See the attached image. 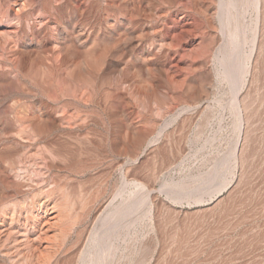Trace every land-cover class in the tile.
<instances>
[{
  "label": "rangeland",
  "instance_id": "obj_1",
  "mask_svg": "<svg viewBox=\"0 0 264 264\" xmlns=\"http://www.w3.org/2000/svg\"><path fill=\"white\" fill-rule=\"evenodd\" d=\"M100 1L104 3V0ZM261 3L262 18H260L257 32L260 45L257 51L255 50L256 53L254 52L255 56L250 60L247 55L252 49L251 39L255 27L254 10L251 6L249 8L237 5L235 15L239 17L238 20H241L238 21L239 32L244 37L241 40L244 43L239 44L237 49H233V58L237 56L242 63L248 61L250 67L245 71L233 70L227 77L221 65H224L222 61H228L224 53H218V58L214 55V51L197 53L201 39L199 30H196V33L193 32L175 52L170 51L162 72L152 68L148 70L149 72L144 70L143 60L140 62L134 58L137 52L135 48H128L127 59L130 62L134 61L142 69L125 66L126 69L124 67L121 74L117 76L112 68L106 67L105 63L103 66L95 65L93 63L95 55L109 44L104 33L106 24L115 26L116 20L117 22L120 20L122 24L125 20L124 15H127L126 11L131 8V5L128 8L109 6L103 11L91 10L81 14L75 13L73 16L65 11L61 13L62 19L88 22L93 26L94 32L91 33L90 41L87 40L82 45L77 44L80 49L78 55L81 56L74 57V60L79 62L73 61L74 66H71L73 68L59 63H56L57 66L54 64L50 66L49 62L47 63L48 60H44L46 63L43 62V65H49V71H47L49 73H46L48 69L43 68L42 63H39L42 60L36 50L22 46L19 48L22 51L25 50L23 52L26 54L22 53L23 56L20 54L21 59L18 63L15 57L13 60V56L7 52L5 42L0 40V45L3 44L0 50H5L0 52V58H2L0 63L3 61L2 73L7 77L5 79L0 73V85L2 84L0 86V122L6 116L10 118L15 115L30 116L32 109L42 103L44 104L43 112H48L47 114L60 113L68 117L75 115L76 118H85L87 122L83 125L79 124V129L76 126L56 133V138L65 141L63 143L59 141L64 147L60 149V156L48 154L49 150H46L43 143L35 144L30 149L19 146L21 152L27 153L31 159L38 161L37 169L41 171L40 173L45 171L41 164L44 161L39 158L41 157L39 154L47 153L46 155L55 161L58 159L61 161L64 159V161H57L63 166V169L57 171L62 190L58 188L52 200L59 202L62 216L61 221L56 224L57 228L53 230L55 231L53 237L45 232L50 238L46 236L43 233L45 229L39 226L34 217L26 218L25 212H22L23 217H20L21 224L11 226L12 222L9 219L10 226L7 225L6 230L2 231L0 227V242L9 235L12 236L10 252L15 260L25 253L32 258L29 264H41V262L42 264H264V0H261ZM26 9L27 7L23 12ZM6 11L0 9V26L6 22L16 21L11 11ZM157 11H155L156 16L166 12L165 9ZM241 15H245L244 18H241ZM241 22L243 25L240 24ZM171 25L170 22L166 24L157 22L155 25L148 23V30L152 33L151 40L155 41V52H160L162 47H166L165 44L169 39H163L161 31L164 28L168 29ZM97 28L101 31L97 32ZM224 28L226 32L223 30L222 33L219 32L218 39L222 43L225 42L223 44L227 46L230 38L229 31L227 27L224 26ZM221 34L225 35L224 41L221 39ZM117 43L108 46L112 45L111 49L118 50L117 47L121 46L122 42ZM114 46L117 49H114ZM30 50L36 52L35 58ZM28 51L30 53H27ZM83 51L86 52L83 53ZM106 54L111 57L110 53ZM119 54L117 51L113 57L114 61L120 59L126 65L123 59L117 57ZM82 55L92 64L88 69L79 67L83 59ZM86 55L88 58L85 57ZM193 60L207 62V67L210 66L207 68L208 73L207 69L200 67V69L196 68L197 71L192 69L191 72L190 69L185 68ZM16 63L18 66L15 65ZM53 67H56V71ZM77 69L82 76L76 72ZM19 71L22 73L19 74ZM106 71L108 73L111 71L110 75ZM80 77L82 81L79 80ZM63 78L64 80L66 78L65 82ZM47 81H51V84L50 82L47 84ZM12 84H16L15 87ZM39 85L41 88L46 86L45 91L48 93L39 88ZM64 86L68 89L62 88ZM116 86L117 90H115ZM141 86L144 87L141 88ZM148 86L152 88L147 92ZM69 87L73 90L71 91ZM61 88L62 91H60ZM77 90H79L78 93ZM107 91L111 94L115 92L111 95ZM88 95H91L89 100ZM50 96L54 97L50 98ZM56 98L60 99L55 101ZM232 100L238 103L233 110ZM8 103L11 104L7 106ZM2 110L5 111L2 112ZM238 116L239 119L243 117L241 131H238ZM93 118H95L94 121ZM113 121L118 124L116 128L112 124ZM57 134H61L62 137ZM90 135L94 137H92L94 140ZM3 144L7 145V141L0 137V150ZM42 144L43 147H40ZM82 145L88 148H83ZM72 147L76 150L74 151ZM80 148L83 151L79 150ZM43 149L46 151L44 152ZM83 162L85 163L82 164ZM135 184L138 186L135 187ZM134 191L137 199L142 200L138 213L136 212L137 218L128 216L120 222L118 228L113 229V233L104 236L99 232L101 236H98L99 234L96 236V230L92 226L94 221L99 219V212L103 209L104 202L117 192H120L121 196L116 198V202L128 201V197ZM70 218L75 222L72 223ZM102 222V219L98 220L96 229L100 228ZM64 234L65 236L67 234L66 238ZM105 248L106 251L108 250L107 253ZM51 249H54L53 253ZM40 251L42 253L38 255ZM93 255L99 257L93 258Z\"/></svg>",
  "mask_w": 264,
  "mask_h": 264
},
{
  "label": "bare ground",
  "instance_id": "obj_2",
  "mask_svg": "<svg viewBox=\"0 0 264 264\" xmlns=\"http://www.w3.org/2000/svg\"><path fill=\"white\" fill-rule=\"evenodd\" d=\"M239 4L244 6V7L251 6L252 9L254 10L253 13H254V26L255 27L253 28L254 32H253V36L251 39L252 49H251V52L247 55V58L250 60L252 57L255 56L254 54L256 53L257 48L260 45V43L258 42L259 38H258L257 32H258V24H259L260 18H262L261 13H262L263 9H262V5H261L262 4L261 0H104V3H101L100 0H0V9H4V11L7 10L9 12L11 11L12 15L14 17H16L15 22L9 23V22L5 21L6 24H3L0 26V40H3L5 42L7 49H8L7 52L10 54V56H13V60L15 57V60L18 63H20L21 56H23L22 53H24L23 51H25V50H23V51L20 50L21 48H19V47L22 46V47H25L28 49L31 47V48H34L36 50V52L40 56L39 58H41V60H42V62L40 61L39 63H42V66H44L43 68L48 69V67H49V65H43L44 63H46L45 62L46 60H48L47 63L49 62L50 66L53 64H54V66H57L56 63H59L61 65L62 64L66 65L67 67H71V66H74L75 62L76 63L79 62V61L77 62L76 60H74V57L76 55L80 54L79 53L80 49L78 48L79 46H77V44L79 43L82 45L83 42L89 40L91 33L94 31H93V26L89 25L88 22H77V21H73V20L62 19V18H60L61 13L65 11L68 14H70L71 16H73L75 13L81 14L84 12L85 13L89 12L91 10L92 11H103L109 6H114V7L120 6L123 8H128L131 5V8H129L128 10L126 9L127 15H124L125 20L122 24L120 23V20L118 21L119 23L116 20L115 26H113L110 23H107L105 29L103 28L105 30V32H104L105 38H107L108 43H109L108 45H110L112 43L118 44L117 42H122V45L121 46L118 45V47H117L118 50L111 49L112 45H111V47H109L107 44L106 45L108 47L106 45L104 47L101 46V47H103V49L99 48L101 51L100 52L98 51L99 53L97 52L98 54L95 55L94 60H93V63L95 65L102 64V66H103V64L105 63L106 67L112 68L113 71L117 74V76L121 74V72L125 66L127 68H134L135 67L136 69L137 68L142 69L141 66L140 67L137 66L134 61L130 62L127 59L128 52H129L128 48H130V49L135 48L136 49L135 51H137V52L134 55V58L136 60H140V62H141V60H143L142 63H143V66L145 68L144 70L148 71V70H151V68H152L153 70L156 69L159 72H162L165 68V60L167 57L170 56V51L174 50V52H175V50L180 48L182 46L181 44L184 43L193 32L196 33L195 31L199 30L201 33L200 34L201 39L199 40V47H198L199 49H198L197 53L201 52V54H204L206 52L208 53V52L214 51L215 52L214 55H216V57H217L218 53H224L226 56L225 58H227L228 61H225V60L222 61L224 63V65L223 64H221V65L223 66L222 69L224 70V75L227 77L229 74H231L233 72V70L243 69L245 71V70H248V68L250 67V64L248 61L245 63H242L239 61V59L237 58L236 55H235L236 57L233 58V56H234L233 55V49L234 48L237 49L239 44L244 43V42H241V40L244 37H242L241 36L242 34L239 32L240 29H239V24H238L239 22L238 21L240 19L238 20L239 17H237L235 15L236 14L235 10L237 11L236 8H237V5H239ZM26 7H27L26 11L23 12ZM160 9H165L166 12L164 11L165 13H162L161 16H156L155 11L160 10ZM240 11H242V9H240ZM160 12H162V11H160ZM246 13H248V11H246ZM237 14H239V13H237ZM244 16H242L241 18H244ZM244 21H242V22H244ZM157 22H160V24H166L167 22H170L172 24L171 26H169L171 28H169V27H168V29L164 28L161 31V37L163 39L168 38L169 40H167L168 43L165 44L166 47H162L160 52L154 51L155 41L151 40V37H152L151 34L152 33L148 30V23L155 25V23H157ZM242 22L240 24H242ZM224 26L227 27L228 28L227 31H229L228 33H229L230 38L228 39L229 45H227L229 48H227V46H225V44H223L225 42L222 43L218 39L219 38V36H218L219 32L222 33ZM241 27L242 26H240V28ZM224 29H226V28H224ZM96 31L99 32L101 30H100V28H97ZM224 32H226V31H224ZM241 32H242V30H241ZM223 36H225V35L223 34ZM223 36L221 34L222 40L224 38ZM4 42H2V43H4ZM26 42H28V43L26 44ZM93 44H94V42H93ZM2 45H0V47H3ZM95 45H97V44L95 43ZM88 46H90V45H88ZM93 48H94V45H93ZM117 48L115 47L114 49H117ZM88 50H90V49L88 48ZM209 50H211V51H209ZM2 51H5V50L3 49ZM2 51L0 50V52H2ZM117 51H118V54H119V51H121L117 57H120L121 59H123V61L126 63V65L123 64L122 60H120V59L119 60L115 59L116 61H114L113 57L116 55ZM31 52L34 53V55L31 54L34 57L36 55V52L35 51L34 52L31 51ZM81 52H82V50H81ZM85 52L83 51V53H85ZM107 52L110 53L111 57L107 56V54H106ZM3 53H5V52H3ZM27 53H30V52L28 51ZM20 54H21V56H20ZM24 54H26V52ZM1 55H2V53H1ZM84 55H82L83 59L82 58H81L82 60L80 59L81 61H80L79 67H81L82 69L83 68L88 69L89 66L91 67L92 64L89 60L84 58ZM32 56H31V58H32ZM78 56L80 58L81 55H78ZM87 56L88 55H86L85 57H87ZM25 57H26V55H25ZM25 57H24V59H25ZM6 58H8V56H6ZM208 58H209V56H208ZM222 58H223V56H222ZM0 59H2V58H0ZM36 59H37V57H36ZM36 59H35V61H36ZM202 59H204V57H202ZM30 60H32V59H30ZM217 60H219V59H217ZM5 61L6 60L4 59V62ZM73 61H74V63H73ZM198 61L197 60L196 61L193 60V62L190 61L185 66V68L190 69V72H191L192 69H195V70H196V68L197 69H200V68L201 69L202 68L207 69L210 67V66L207 67L208 63L204 62V61H206V59L204 61L202 60V62H198ZM207 61H209V60H207ZM1 63H0V73H2L4 71ZM36 63H37V61H36ZM10 65H8V66H10ZM15 65L18 66L17 63ZM37 66H38V63H37ZM75 66H76V64H75ZM4 67H7V66H4ZM11 67H13V66H11ZM58 67H57V69H58ZM126 67H125V69H126ZM71 68H73V67H71ZM77 68H78V66H77ZM13 69H15V68H13ZM78 69L76 72H79ZM108 70H110V69H108ZM12 71H14V70H12ZM21 71H19V74L22 73ZM43 71H44V69H43ZM47 71H49V69L45 71L46 73H49ZM55 71H56V69H55ZM87 71H86V73L89 72V71L88 72ZM51 72H52V70H51ZM82 72H85V71H82ZM106 72L108 73V71H106ZM206 72L208 73V69ZM109 73H111V71ZM53 74H55V72ZM81 74L82 73H80V76H82ZM108 74H106V75L108 76ZM49 75H51V74H49ZM3 76L5 79H7V77L4 74H3ZM20 77L21 76H19V78ZM56 77H58V75H56ZM60 77H63V76H60ZM93 77H94V75H93ZM96 78H97V76H96ZM113 78H115V77H113ZM52 80H54V79L52 78ZM63 80H64V78H63ZM65 80H66V78H65ZM65 80H64V82H65ZM79 80L82 81L81 77ZM49 82L51 84V81H49ZM49 82L47 84H49ZM44 84H45V81H44ZM44 84L42 85L43 87H44ZM156 84H157V82H156ZM7 85L9 88V84H7ZM10 85H11V83H10ZM14 85H16V84H12L13 87H15ZM122 85L124 86V84H122ZM53 86H54V83H53ZM56 86H57V84H56ZM13 87H11V88H13ZM143 87L141 86V88H143ZM39 88H41L40 85H39ZM45 88H46V86H45ZM45 88H41V89L42 90L44 89L43 91L46 92ZM53 88L55 89V87H53ZM62 88H64V89L66 88V90L68 89L65 86ZM62 88L60 91H62ZM151 88L149 86L146 87L147 92L151 91ZM117 89H118V87L116 86L115 90H117ZM6 90H7V88H6ZM42 90H41V92H42ZM55 90H58V89H55ZM72 90L73 89H71V91ZM93 90H95V89H93ZM78 91L79 90H77V93H78ZM80 91H82V93H84L83 90H80ZM142 91H144V90H142ZM107 92H109V91H107ZM114 92H113V94H114ZM26 93H27V91H26ZM46 93H48V92H46ZM64 94H66V93H64ZM109 94H111V93L109 92ZM113 94H111V95H113ZM119 95H120V93L118 94V96ZM89 96H91V95H88V100H89ZM53 97L50 96V98H53ZM57 97H58V95H57ZM76 97L78 98L79 96L76 95ZM107 97H108V95H107ZM122 97H123V93H122ZM232 97H234V96H232ZM86 98H87V96H86ZM92 98H90V99L93 100ZM69 99H72V98H69ZM81 99H82V97H81ZM236 99L237 98H235V100ZM45 100L47 101V99H45ZM58 100L56 98L55 101H58ZM235 100L234 101L232 100V105H231L232 110H233V107H236V104H238L235 102ZM50 102H51V100H50ZM128 102H130V101H128ZM55 103H58V102H55ZM84 103L88 104L85 101H84ZM94 103H96V102H94ZM10 104L8 103L7 106H9ZM72 104H73V102H72ZM14 106H15V104H14ZM100 106H101V104H100ZM104 106H106V104ZM104 106H102L103 108L102 107L101 108L104 109ZM78 107H80V106H78ZM229 107H230V105H229ZM92 108H94V107H92ZM2 109H5V108H2ZM8 109H10V108H8ZM43 109H44V104L43 103L38 104L37 106H35L32 109V114L30 113L31 114L30 116H27V114H26L24 117H20V116L15 115L17 113H15V114L13 113L15 115L14 117L12 116L10 118L8 116H6V117L4 116L5 118L3 119V121L0 122V124L2 125V126L0 125V137H2L3 140L5 139L7 141V145L3 144V146H2L3 148L1 147L2 149L0 150V227L2 228L1 229L2 231L7 229V225L10 226V223L8 224L9 219L12 222L11 226L21 224L20 217L22 216V212L26 213L25 217L28 219H29V217H34L35 221L39 224V226L41 225V227L43 229H45V230H43L44 232L41 230V233L46 232L47 234L52 235V237L55 233V231L53 232V230L57 228L56 224L59 223L58 221H61L60 219H61L62 215L60 213V210H61L60 206L58 205L59 202L57 203V202L52 200V197L54 198L53 195H55L54 194L55 191L58 188H60V177H59V174L57 173V171L59 172L61 169H63L62 168L63 166L58 163L61 160L58 159L59 161L57 160L58 161L57 162V161L53 160L52 157H49L48 155H46L47 153L46 154L42 153V155L39 154V156H41L39 158L44 161L41 164L43 165V168H44L43 170L45 171L44 173H40L41 171L39 169H37L39 166V165H37L38 161L36 159H31L30 156H27V153L21 152L19 146L21 145L24 148L27 147L30 149V147H32L35 144L39 143V145H40V143H43L44 147L47 148V149L46 148L45 149L49 150L48 154L52 153V155L58 156L60 153V149L64 148V147H62L61 143L65 142V141H61L58 138H56V133L58 131L60 132V130H63V129L65 130V128L72 129L76 126L78 127L79 124L83 125L86 122V119L82 118V117L76 118V117H74L75 115H73L74 118L70 117V116L68 117V116H65V115L60 114V113H56L55 115H50V114H47L48 112L47 113L45 111L43 112ZM49 109H48V111H49ZM99 109H100V107H99ZM5 110H2V112ZM60 110H61V108H60ZM96 110H97V107H96ZM97 111H99V110H97ZM101 111H103V110H101ZM116 111H118V110L116 109ZM69 113L70 112H68V114ZM236 113H239V112H236ZM78 114H79V112H78ZM78 114H76V115L78 116ZM10 115H11V113H10ZM84 115H85V113H84ZM89 118H90V116H89ZM91 119H92V117H91ZM91 119H89V120L92 122ZM94 119L95 118H93V121H94ZM238 119H239V116H238ZM242 119H243V117L238 120L239 121L238 131H241V128L243 125ZM102 122L105 123V121H102ZM98 123H100V122H98ZM112 124L115 128L118 126V124L114 121ZM116 124H117V126H116ZM103 125H105V124H103ZM91 127H93V126H91ZM119 127H120V125H119ZM236 128H237V126H236ZM78 129H79V127H78ZM91 129H93V128H91ZM85 134L87 135V133H85ZM116 134L118 135V133H116ZM132 134L133 133H131V135ZM57 135L62 137L61 134L60 135L57 134ZM81 135L86 136L84 134H81ZM114 135H112V136H114ZM75 136H76V134H75ZM77 136H79V135H77ZM133 136H134V134H133ZM90 137L92 138L93 136L90 135ZM91 138H89V139H91ZM112 139H114V138H112ZM116 139H118V138H116ZM136 139H138V138H136ZM59 141H61V143ZM67 142L68 141H66V143ZM66 143H65V145H66ZM78 143H77V145H78ZM86 143H87V141H86ZM43 144L40 147H43ZM92 144H94V143H92ZM97 144H99V143H97ZM68 147L66 148L67 152H68ZM82 147H83V145H82ZM84 147H87V146L85 145ZM73 149H74V151L76 150L75 148H73ZM81 149L82 148H80L79 150H81ZM233 149H234V147H233ZM46 150H44V152ZM77 150H78V148H77ZM235 150L236 149H234V151ZM63 151H62V153H63ZM69 151L71 152V149H69ZM81 151H83V149ZM64 154H65V151H64ZM63 157H65V156H63ZM67 157L70 158V156H67ZM34 158H36V157H34ZM66 160H68V159H66ZM63 161H64V159H63ZM63 161H61V162H63ZM70 162H72V161L70 160ZM84 163L85 162H83L82 164H84ZM68 165H69V163H68ZM65 166H66V164H65ZM18 167L20 168V170H16V168H18ZM66 167H64V168H66ZM84 170H86V169H84ZM82 172H83V170H82ZM63 178H64V176L62 177V179ZM46 186H48V187H46ZM137 186H138V184H135V187H137ZM61 187H62V185H61ZM118 196H121L120 192H117L116 194L113 195L112 198L106 200L104 202L105 205L103 204L104 205L103 209H101V211L99 210L100 211L99 212L100 217H99V219H97V221H94L93 226H92L93 229L96 230V236L98 234H99L98 236H101L100 233L104 234V236L109 235L113 231V229H116V227L120 224V222H122L124 220V218H126L128 216H133L135 219L137 218L136 212L139 209V205H140L142 200L137 199L135 191L133 193H131V195L128 197V201L121 202V200H120V202H116V198H118ZM62 205H63V203H62ZM70 205H68V207ZM63 207H65V206H63ZM101 219L103 220V222L101 223L100 228L96 229V225H98L97 222H98V220L100 221ZM133 220L134 219L132 218V222H133ZM35 221H34V223H35ZM71 221H72V219H71ZM73 221L75 222V220H73ZM73 221H72V223H73ZM130 221H131V219H130ZM69 225H70V223H69ZM72 227H73V224H72L71 228ZM69 228H70V226H69ZM72 230H73V228H72ZM127 230H129V229H127ZM66 233H67V231H66ZM47 234H46V236L49 237V235H47ZM67 234H69V233H67ZM67 234H66V236H67ZM64 236H65V234H64ZM66 236L64 238H66ZM11 237L9 235L5 239H3L2 242H0V264H29V262L32 258H31V256L25 255V253L21 254L20 257H18L19 259H16V260L12 257V254L10 252L11 244H12L11 243V240H12ZM42 238H45L47 240L46 237H42ZM41 240H43V239H41ZM44 249H46L45 246H44ZM53 250H52V253H53ZM102 251H101V253H102ZM105 251H106V248H105ZM107 251L105 253H107ZM40 253H42V251H40L38 255H40ZM101 253H99V255ZM103 256H105V255H103ZM95 257L96 256L93 255V258H95ZM98 257H96V258H98ZM43 258H45V257H43ZM98 263H100V262H98ZM41 264H42V262H41ZM95 264H97V263H95Z\"/></svg>",
  "mask_w": 264,
  "mask_h": 264
}]
</instances>
